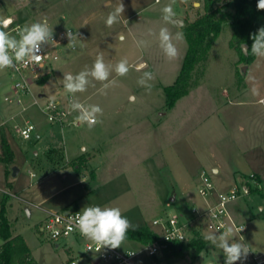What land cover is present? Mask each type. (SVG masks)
Masks as SVG:
<instances>
[{
	"label": "rangeland",
	"instance_id": "rangeland-1",
	"mask_svg": "<svg viewBox=\"0 0 264 264\" xmlns=\"http://www.w3.org/2000/svg\"><path fill=\"white\" fill-rule=\"evenodd\" d=\"M155 1L120 0L124 12L109 27L107 16L119 0H0V21L15 15L23 27L46 18L53 33L70 28L75 34L74 46L69 40L61 46L47 43V68L29 85L28 92L15 90L16 77L8 68L0 71V124H4L0 128V156L5 143L13 153L11 163L0 160V202L9 196L7 214L12 234L25 238L37 264H66L71 256L83 253L82 243H76L73 237L54 242L39 231L49 212L63 211L65 206L78 211L85 206L118 207L130 221L129 229L149 227L156 231L154 219L167 214L184 218L193 205L202 206L205 199L199 196L198 186L203 172L221 192L237 185L233 174L213 172L211 149L218 141L211 133L215 124L224 122L227 92L235 95L248 85L251 90L242 93L244 98L257 96L253 92L264 85V57L251 64L240 63L238 52L230 46L232 30L226 25L207 61L195 69L189 93L167 110L165 87L176 82L187 52L184 27L205 13L204 0ZM226 2L219 1L217 7ZM169 3L176 17L184 16L182 28L162 20L161 10ZM161 27H167L174 37L178 54L173 59L159 47ZM177 34L179 38L175 39ZM100 53L110 66L108 81L89 77L85 92L74 96L67 93L64 75L91 68ZM125 58L129 72L117 76L114 65ZM142 64L146 67L137 71ZM30 72L23 73L29 76ZM141 78L143 86L137 82ZM103 84L108 86L104 88ZM70 98L71 102L102 109L96 113L98 122L93 127L72 124L79 113L71 110ZM50 104L69 112L63 124L49 121L46 107ZM26 123L36 128L28 140L16 131ZM218 126L222 138L216 145L224 148L229 144L228 135ZM80 154L86 162L75 161L84 166L77 173L69 162ZM14 168L18 169L15 176ZM249 180L251 177L241 176L238 183L251 184ZM181 190H187L192 201L182 197ZM263 197L264 187L257 192L251 190L250 195L228 206L232 217L238 219L235 222L246 225L244 239L228 226L233 229L231 239L243 243L249 251L246 259L236 264H257L253 256L264 260ZM118 248L140 251L142 246L124 239ZM171 261L225 264V257L222 249L210 244L196 262L188 258Z\"/></svg>",
	"mask_w": 264,
	"mask_h": 264
},
{
	"label": "clouds",
	"instance_id": "clouds-1",
	"mask_svg": "<svg viewBox=\"0 0 264 264\" xmlns=\"http://www.w3.org/2000/svg\"><path fill=\"white\" fill-rule=\"evenodd\" d=\"M175 0H172L174 3ZM172 3L165 5L162 8V20L165 24L172 23L176 13L173 10ZM257 8L264 10V0H258ZM124 12V5L118 2L114 11L110 12L106 19V24L111 27L116 23ZM11 20L0 21V71L7 68H17L18 65H23L27 68L29 65H41L42 61L48 55L42 54L41 45L49 42L55 43L53 39V29L49 27L48 21L45 18L42 21L31 23L23 27H18L16 35L5 31ZM69 37V45H75V37L71 32H67ZM19 37V39L16 38ZM179 38V34L175 39ZM253 43L251 45V54L257 57H264V27L260 28L257 33L252 35ZM159 47L163 50L165 56L173 59L177 56V48L174 44V37L167 27L159 29ZM245 49H247L245 47ZM146 65H140L137 71H140ZM110 66L105 63L103 53L96 56L91 68L85 67L77 74L71 73L64 75V89L67 93L73 96L76 93H83L89 85V77L92 80L105 82L108 81ZM114 70L117 76H125L129 72L128 60L121 59L114 65ZM145 76L153 79V74L144 72ZM138 84L143 86L142 78ZM111 83V82H109ZM108 85L103 84L106 88ZM150 87V86H149ZM253 94H258L254 91ZM51 106V105H50ZM71 110L78 111L75 117V123L79 125L86 124L89 128L93 127L97 122L96 113L102 112L98 105H85L83 103L70 102ZM74 227L79 230L81 236L87 240L95 242L98 246L110 247L112 249L120 247L123 242L127 230L131 227L130 221L123 216L118 207L110 206H85L76 214ZM233 229L228 227L216 235L209 234L205 240L212 245L222 249L225 257V264H236L237 261L246 259L248 254L247 247L236 240L231 239ZM231 241V242H230Z\"/></svg>",
	"mask_w": 264,
	"mask_h": 264
},
{
	"label": "built area",
	"instance_id": "built-area-1",
	"mask_svg": "<svg viewBox=\"0 0 264 264\" xmlns=\"http://www.w3.org/2000/svg\"><path fill=\"white\" fill-rule=\"evenodd\" d=\"M159 1L156 0V2ZM6 20H11L12 23L5 30L16 35L15 30L21 26L10 17L1 21ZM67 32H71L73 36L75 35L70 28L55 31L53 33L55 43L51 42L52 46H61L68 41ZM41 51L42 54L50 56L47 43L41 45ZM48 57L42 61V66L29 65L25 68L23 65H18L17 68H8L16 77L14 87L17 92L29 91V85L39 79L42 69L47 68L46 61ZM26 70L31 71L29 76L24 75L23 72ZM71 101L72 99L70 98ZM18 103H21L20 99H18ZM50 105L46 107L49 121L51 123L63 124L69 112L58 105ZM72 124L79 126L75 122ZM3 126L4 124H0V128ZM35 130V126L29 123H26L24 127L16 128L17 133L26 140L33 136ZM32 175L34 176V174ZM255 176H251L252 180H249L250 183L252 182L251 184L241 182L228 192H218L211 177L203 172L200 177L198 194L205 201L215 194L216 200L213 203H207L203 207L193 205L189 209L188 217L183 218L176 214H167L154 219L152 226L158 233L159 238L150 244H141L142 249L140 251L102 247L93 241L87 240L74 227L76 214L80 212L78 210L70 209L69 211L49 212L46 221L40 226L39 231L54 242L73 237L76 243H82L83 253L80 256H71L66 264H170L171 261L169 262L166 259V252L170 250L171 245L178 242L189 243L196 234L203 236V233L208 231L218 235L231 225L239 238L244 239L243 234L246 231V225L235 222L228 206L241 197L250 195L251 190L257 192L264 187V179L260 176ZM253 259L257 264L264 262V260H260L257 256H253Z\"/></svg>",
	"mask_w": 264,
	"mask_h": 264
},
{
	"label": "trees",
	"instance_id": "trees-1",
	"mask_svg": "<svg viewBox=\"0 0 264 264\" xmlns=\"http://www.w3.org/2000/svg\"><path fill=\"white\" fill-rule=\"evenodd\" d=\"M221 0H204L205 13L195 21L186 23L183 33L187 41V52L176 82L165 87L167 97V110L172 109L176 103L185 97L191 88L193 73L197 66L207 61L211 48L223 28L228 25L232 30L230 46L238 52L239 62L251 64L256 56L252 55V35L264 27V10L257 8L258 0H228L222 7H217ZM247 44L244 52L242 45ZM247 73L243 72V76ZM12 151L5 143L0 160L9 164L12 162ZM76 160L85 161L84 155L71 161L73 168L80 173L82 165ZM86 162V161H85ZM5 195L0 202V237L3 244L0 246V264H37L30 248L22 235L14 236L7 214V201ZM159 235L149 227H136L128 229L124 239L140 244H150L156 241ZM208 241L196 234L189 243H174L166 252L167 261L172 259L188 258L196 262L200 254L206 249Z\"/></svg>",
	"mask_w": 264,
	"mask_h": 264
},
{
	"label": "crops",
	"instance_id": "crops-1",
	"mask_svg": "<svg viewBox=\"0 0 264 264\" xmlns=\"http://www.w3.org/2000/svg\"><path fill=\"white\" fill-rule=\"evenodd\" d=\"M155 3L157 2L155 1ZM9 17L17 22V17L15 15L7 16L3 19ZM180 18H184V16ZM258 58L259 57L256 56L254 62H256ZM247 70L249 71V66ZM250 90L248 85H243V90L235 95H229L228 92L226 93L227 101L224 104L226 108L224 111V122H219L218 124L225 129V135H228L229 144L224 148L222 145H216L222 138V135H219L218 124H215L216 129L213 127L211 133V136L218 141L211 149L213 172L215 174H218L222 170L229 172L234 175L237 184L241 176L251 177L252 175H256L262 177L264 173V85L262 88L257 89L258 94L253 99L244 98L242 93L250 92ZM218 112L219 110L215 112L214 115H218ZM83 154L71 159L70 162ZM216 191L220 192L217 188ZM181 195L192 201V196L187 190H181ZM215 200L216 196L214 194L209 197L207 201H202L201 207L205 206L207 203H213ZM69 210L70 209L66 206L63 208V211ZM188 216L189 211L187 217ZM233 218L235 220L237 219L235 215H233ZM205 236H207V234ZM210 244L211 243L208 241L207 247L210 246ZM172 263L171 261L170 264ZM210 264L212 263L210 262Z\"/></svg>",
	"mask_w": 264,
	"mask_h": 264
},
{
	"label": "water",
	"instance_id": "water-1",
	"mask_svg": "<svg viewBox=\"0 0 264 264\" xmlns=\"http://www.w3.org/2000/svg\"><path fill=\"white\" fill-rule=\"evenodd\" d=\"M172 23L174 25H176L177 27H179V28H182L184 26V24H185L184 20L182 18H179V17H175L174 18V21ZM245 47L248 48L247 44H243L242 45V49H243L244 52L247 51V49H245ZM243 71L246 72L247 71V67H244ZM17 173H18V169L17 168H14L13 175L15 176ZM173 199H174V197L172 198V200Z\"/></svg>",
	"mask_w": 264,
	"mask_h": 264
}]
</instances>
